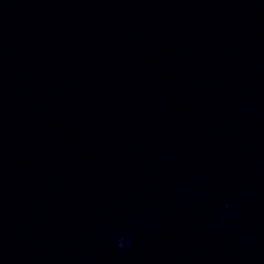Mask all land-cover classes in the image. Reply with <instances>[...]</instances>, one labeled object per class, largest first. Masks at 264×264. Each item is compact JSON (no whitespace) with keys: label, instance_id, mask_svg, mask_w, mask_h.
I'll return each instance as SVG.
<instances>
[{"label":"clouds","instance_id":"9594fccd","mask_svg":"<svg viewBox=\"0 0 264 264\" xmlns=\"http://www.w3.org/2000/svg\"><path fill=\"white\" fill-rule=\"evenodd\" d=\"M233 215H235V210L232 208L231 201L226 199L223 203L222 210L218 213V218L220 220H226ZM112 239L118 250H130L133 246L131 236L118 234L116 231H113Z\"/></svg>","mask_w":264,"mask_h":264}]
</instances>
